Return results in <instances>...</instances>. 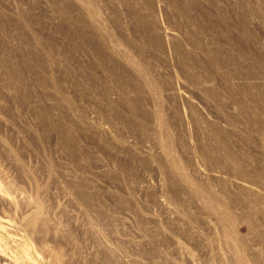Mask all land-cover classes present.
I'll return each mask as SVG.
<instances>
[{"label": "rangeland", "instance_id": "obj_1", "mask_svg": "<svg viewBox=\"0 0 264 264\" xmlns=\"http://www.w3.org/2000/svg\"><path fill=\"white\" fill-rule=\"evenodd\" d=\"M242 180L264 0H0V264H264Z\"/></svg>", "mask_w": 264, "mask_h": 264}, {"label": "bare ground", "instance_id": "obj_2", "mask_svg": "<svg viewBox=\"0 0 264 264\" xmlns=\"http://www.w3.org/2000/svg\"><path fill=\"white\" fill-rule=\"evenodd\" d=\"M228 149V150H227ZM226 152L228 154L229 157H233L232 152L230 151L229 147H227ZM237 174V173H236ZM250 177V176H248ZM254 177V176H253ZM239 178V177H238ZM251 179V178H250ZM254 180V179H253ZM252 181V180H251ZM242 185L245 189L246 192H248V194L254 199V205L260 207V216L262 217V219L264 220V207H262V205H264V192L262 194L261 197H259L256 194V190H255V183H252L248 180H242ZM251 216V215H250ZM249 215H247L246 220L249 223H252L251 221V217ZM254 221V220H253ZM253 224V223H252ZM250 224V225H252ZM259 224V223H258ZM256 226V224H255ZM255 229V228H254ZM257 230V229H256ZM262 235V234H261ZM257 240L260 239L259 234H256ZM261 241V240H260ZM260 244V243H259ZM264 246V245H263Z\"/></svg>", "mask_w": 264, "mask_h": 264}]
</instances>
